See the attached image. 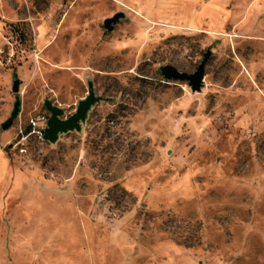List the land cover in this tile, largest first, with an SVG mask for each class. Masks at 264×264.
Here are the masks:
<instances>
[{"label": "rangeland", "instance_id": "rangeland-1", "mask_svg": "<svg viewBox=\"0 0 264 264\" xmlns=\"http://www.w3.org/2000/svg\"><path fill=\"white\" fill-rule=\"evenodd\" d=\"M0 151V264H264V0H0Z\"/></svg>", "mask_w": 264, "mask_h": 264}, {"label": "water", "instance_id": "water-1", "mask_svg": "<svg viewBox=\"0 0 264 264\" xmlns=\"http://www.w3.org/2000/svg\"><path fill=\"white\" fill-rule=\"evenodd\" d=\"M124 18L125 15L120 13L115 17L108 19L105 22L106 30L113 31L115 26ZM211 55V50H208L202 64L194 74L180 72L177 68L170 65L160 67V72L165 80L170 82L175 81L187 83L194 93H200L205 84L206 66L211 58ZM88 86V96L84 100L80 101L77 112L68 119H64L65 111L59 106H56L52 100L45 101V107L51 117L47 123V128L44 130V141L52 145H56L60 141V137L62 135H66L71 132L82 133V125L86 124L89 114L97 104L103 101V98L96 95L93 83L90 82ZM19 89L20 82H16L14 92L19 93ZM20 106L21 102L18 101L12 114V118L3 125L4 130L12 127L14 120L19 115Z\"/></svg>", "mask_w": 264, "mask_h": 264}, {"label": "crops", "instance_id": "crops-1", "mask_svg": "<svg viewBox=\"0 0 264 264\" xmlns=\"http://www.w3.org/2000/svg\"><path fill=\"white\" fill-rule=\"evenodd\" d=\"M10 163L4 151H0V185H2L9 178Z\"/></svg>", "mask_w": 264, "mask_h": 264}, {"label": "trees", "instance_id": "trees-1", "mask_svg": "<svg viewBox=\"0 0 264 264\" xmlns=\"http://www.w3.org/2000/svg\"><path fill=\"white\" fill-rule=\"evenodd\" d=\"M29 132H30V130H29Z\"/></svg>", "mask_w": 264, "mask_h": 264}]
</instances>
